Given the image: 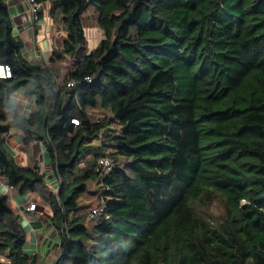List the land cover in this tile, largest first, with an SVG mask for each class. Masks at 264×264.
Returning <instances> with one entry per match:
<instances>
[{"label": "trees", "instance_id": "1", "mask_svg": "<svg viewBox=\"0 0 264 264\" xmlns=\"http://www.w3.org/2000/svg\"><path fill=\"white\" fill-rule=\"evenodd\" d=\"M35 1L66 36L33 62L0 0V169L47 203L59 242L28 253L0 187V264H264V0ZM91 15L101 39L89 49ZM18 91L35 99L29 116L10 115Z\"/></svg>", "mask_w": 264, "mask_h": 264}, {"label": "crops", "instance_id": "2", "mask_svg": "<svg viewBox=\"0 0 264 264\" xmlns=\"http://www.w3.org/2000/svg\"><path fill=\"white\" fill-rule=\"evenodd\" d=\"M7 2L13 13L15 30L25 41L24 54L33 62L46 63L52 53L53 39L57 37L58 40L63 41L66 34L63 31H57L55 23L48 16L46 4H44L46 14L43 19L35 20L34 15L28 8L26 0H7ZM86 25L95 29V33L93 32L91 34V40L95 42L96 40L99 41L101 39V32L98 31L99 27L95 23L94 15H91V19L87 17ZM17 101L18 103L16 104ZM8 104L10 107V115H13L15 112H20L29 116L31 112L37 109L34 97L26 96L22 91L12 94L8 100ZM23 138V132L17 128L11 129L6 137L9 150L21 164L25 163L27 159L24 152L25 144L23 143ZM32 148L34 158L44 168L46 167L49 184H53L55 188L58 186L57 175L51 169L45 149L40 143L33 144ZM6 193L9 195V205L16 212L21 213L22 224L29 235L25 250L31 254L39 251L44 259L49 257L58 244L59 237L54 229L48 230L46 222L48 216L47 203L31 194L20 195L15 189L7 190ZM29 201H35L39 204L36 211L28 210L27 206ZM40 235L42 238H39Z\"/></svg>", "mask_w": 264, "mask_h": 264}, {"label": "built area", "instance_id": "3", "mask_svg": "<svg viewBox=\"0 0 264 264\" xmlns=\"http://www.w3.org/2000/svg\"><path fill=\"white\" fill-rule=\"evenodd\" d=\"M28 4V8L31 11V13L34 15L35 20H38V13L41 11V5L36 3L35 0H26ZM0 71L5 74H10V70H5L2 66H0ZM70 85H73V82L70 83ZM74 122H78L77 120H74ZM113 159L110 156H105L99 160V168L102 170L103 173H107L113 169ZM40 166L43 170V166L40 163ZM0 187H3L6 190L14 189V187L9 183V181L6 179L4 175L1 173L0 169ZM39 204L35 201H29L28 203V210L29 211H36ZM105 210V203L103 200L99 201L96 205L91 207L89 209V218L90 219H98Z\"/></svg>", "mask_w": 264, "mask_h": 264}, {"label": "rangeland", "instance_id": "4", "mask_svg": "<svg viewBox=\"0 0 264 264\" xmlns=\"http://www.w3.org/2000/svg\"><path fill=\"white\" fill-rule=\"evenodd\" d=\"M89 18L91 19V16H89ZM86 22H87V16H86V18H85V26H87L86 25ZM90 28V29H89ZM86 31H87V37H88V41H89V49H91V48H93V47H96L97 45H98V43H99V41H97L96 40V42L95 41H92L91 40V34L94 32L95 33V29H93L92 27H89V26H87L86 27ZM98 31L100 32V29L98 28ZM93 38V37H92ZM68 63V62H67ZM18 103V101L16 102V104ZM94 113L95 114H97V113H101L99 110H95L94 111ZM98 143V141L96 140V141H94V143L93 144H97ZM46 168V167H45ZM45 168H43V170L46 172V169ZM57 184H58V182H57ZM51 185V187L52 188H54V185L53 184H50ZM55 192H56V190L58 189V187L56 186L55 188ZM7 190L6 189H2L1 190V192H3V193H5ZM42 201V200H41ZM97 204V203H96ZM95 204V205H96ZM42 208V207H41ZM31 252V251H30Z\"/></svg>", "mask_w": 264, "mask_h": 264}, {"label": "clouds", "instance_id": "5", "mask_svg": "<svg viewBox=\"0 0 264 264\" xmlns=\"http://www.w3.org/2000/svg\"><path fill=\"white\" fill-rule=\"evenodd\" d=\"M76 123V122H75Z\"/></svg>", "mask_w": 264, "mask_h": 264}]
</instances>
